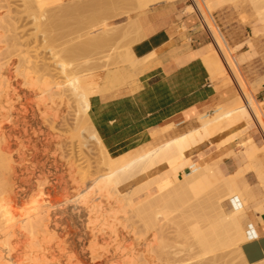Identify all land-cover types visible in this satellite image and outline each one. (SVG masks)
I'll use <instances>...</instances> for the list:
<instances>
[{
    "label": "bare ground",
    "instance_id": "bare-ground-1",
    "mask_svg": "<svg viewBox=\"0 0 264 264\" xmlns=\"http://www.w3.org/2000/svg\"><path fill=\"white\" fill-rule=\"evenodd\" d=\"M25 1H26L25 4L29 5V4H31V3H29V1H33V0H29V1L25 0ZM37 1H39V0H37ZM69 1H73V0H69ZM78 1L80 2V3L77 2L79 4H77L76 2H73L74 3L73 4L71 2L72 3L71 5L69 4L67 7H65L66 9L64 10V13L65 14H72V13H76L78 11L79 12L84 11V10L88 11L89 8H91V9L95 8V9L93 10V12H92V10H90V12L88 11V13H91L90 15L88 13L81 12V14L84 13V15H88V16H86V18L83 16L84 17L83 19L79 18L82 16L80 14H79L80 15L79 16L77 13L76 14L79 17H77V16L72 17L71 16V18L77 17L79 19H82V21L79 20L81 22L78 21L79 27L80 26L81 27L79 28L80 31H77L79 33L78 36L77 37L75 36L77 43L74 42L73 40L70 42H69V40H68V42L66 40L67 43L66 42L65 43H66L67 48L65 47L66 48L65 49L63 47L65 50H63V51L61 50V54H58V57H57L58 51L56 52V54H54V52L52 53V55L54 54V56H56V57H54V59L56 58L55 59L56 61H54V60L53 61L56 62L55 64H56V67L58 68V70L63 75H65L64 76L65 80H63L61 82H53V80H52L53 83L48 82L49 84L47 83V85L52 84L49 86V89H46V88H48L45 85L46 82L45 83L43 82L44 84L42 83L43 85H45L44 88H40L36 82L32 86H34L33 88H35V85H37V87H39V90L41 91L43 96H44V94L46 95V93H48V92H51V94H52L51 96H53V97L57 96L56 100H59L58 102L55 101V98H51V99H54L51 101L52 105H50V110H53V112L54 111L57 112L58 107H60L63 102L65 105H67V107L70 103H73V102L76 103V105L73 103L75 105V109H73L75 111V112L73 111L75 118L72 119V120H74V123L73 122L72 123L74 124L73 130L79 134V136L77 135L78 142L81 144V146L83 148L85 146H87L85 144V141L82 138L83 132L90 133V137L97 140V142L99 144V151L101 153L100 157L98 159H96L94 162H95V164H97V168L100 169V167H98V166H103V167H101V169L106 167L107 170H109V171H108V174L104 177L103 176L102 177H98V176L96 177L97 174L95 171V174H94L95 177H94V175L92 176L89 174L90 175V176H88L89 179H82V184H81L80 183L81 179L79 180L80 182L76 181L77 178L74 179L75 176L73 174L77 173L76 168L74 167L75 164H72V163L69 164L68 163L69 168H67V169L69 171V174L73 175L72 176L73 177L72 178L73 179L72 184H74V181H76L75 182L76 186H77V184L80 183L84 188H82L80 185V186L76 187L77 194H75L71 197H69V195H68V197H66V198L63 196L58 198V196H59V191H58L59 188L58 187H60V186L58 183V179L56 178V173H53V171L51 172V170H48L49 168L48 169L45 168L46 165H43L42 169L39 172L40 175H39V177H38L39 179H38V178H36L37 174L34 173V170H33L34 175L31 173L32 177L34 176L36 179L39 180V182H37V183H39L38 184L39 186L35 183L38 186V188H37L38 194L35 193L37 196L32 194V195L37 197L36 198L37 200L35 201V199H34V201H31V199H30V201L33 202V204H34V205H31L30 201L28 202L31 205L30 209L32 208V206H34V207L29 212L30 215H27L24 218L23 215H20V213H19L20 210H18V208H19V204L22 203V200H23L25 193H23V191H22L23 189L22 190L19 189V188H21V186L15 188L17 183L14 184V182L19 180V176L17 175V170L13 166V164L16 163L15 162L16 159H15V156L13 153L14 148L12 149L13 144L11 145L7 141V139L9 140L11 135L9 134V131L4 130V127L2 125L3 123L0 124V215H1L0 216V264H82L81 261L79 260L80 257H77V256L75 257V255H74V253H76V251L74 250V249H76V247L69 244V242L64 239V234L62 233L63 231H61L62 222H63L62 215L64 216V214H66V210L64 207L67 204H73V205L78 206L79 208H82L88 216V223L90 225V231H91L90 237L92 240L91 245H90V255H91V259H92L93 264H143L142 263L143 261L141 260V258H145V257H141V252L144 253V251H146L147 253H150L152 251L150 249V247L152 246V249H153L154 248L153 245L154 244L156 245V243L153 244V242H152L153 245L150 243L151 246L148 245L149 244L148 243L147 244L148 247L144 250L138 249V246H137V248L136 247L132 248V247H134V245L131 247L130 243H129L130 246H128L126 248L125 246L128 245L127 240L129 238L127 239L126 238L127 236L125 237L124 234L123 235L121 234L122 235L121 237L117 236V233H116L117 228L114 227L115 226L114 224H113L114 226L113 227L111 226V228L105 227L107 225L105 222H108L107 220L104 223H102V221L104 219V218L102 219V217H104L105 213L107 211H111V209L114 208V205L116 206L117 203L120 202L119 200H114L115 198L113 197V195H111L115 192L114 191L115 187H116V190L118 189L117 191H119L123 186H125L131 182H135L137 180H139L141 183L139 188L137 187L138 189L136 188L137 190L134 193H132L131 195H129V193L126 194V196H124L122 198V200L124 199L126 201L125 203H126V205H128L127 207L131 206V207H129V210H130V208H132V215L130 217L131 218H137L139 220L138 222H141L142 226L145 227L144 230H146L147 233L150 232L149 230H151V229L158 230L157 228L159 226H161V222L164 223L165 221H168L169 219H170L169 222H171V220L175 221L177 218V220H178L177 224H180V226H181L185 223V225L188 226V223H192V222H190L191 220L196 221V219H195L196 213L195 212L198 213L197 210H199V208H200V210L203 211V212H200V215H201V213L203 214L201 216L202 217L201 219L204 220L203 222L206 223L205 224L202 222V224L206 225V226H204L205 230L202 227H199V228H202V229H199L198 226H200L201 224L198 225L197 222L196 223L193 222V223H195L194 225L197 224L196 225L197 229L194 230V229L189 228L191 231H193L190 234V236H194V239H192V240H196L194 242V246L196 247L195 244L197 243L199 248H200L199 250H202L204 253V254L202 253L201 256H199V255H197V256L203 258L204 255H205L204 257H206V255H209V254L211 256V255L216 254V253L218 254V252L221 251L222 254L219 256L215 255V257L212 256V258H214L212 260H214V261L222 260L223 264H224L225 263V261H224L225 256L228 257L227 255L231 254V253L230 254H228V253L229 252L233 253V251H234V253H235L236 257L238 258V260L240 261V263L249 264L246 261L245 256L242 252V244L249 241L253 237L258 236L257 232H253L251 230V226L253 225L252 224V216L253 215H252L251 211L248 209V206H249L251 201H256V199H258V195H256V193L254 191V185L259 183V184H262L264 187V159L263 160L260 159V161H259L261 154L263 155V158H264V145H258L255 142L253 135L246 136L239 143V145L242 148L241 149L242 150L241 151V155H242L241 159H243V161H245V164L242 165V163H241L238 170L232 174H229V175H225L220 170V167H218V164H220V163H215V164L211 165L210 163H203V162L194 161L193 159H191V155L194 152L199 151L204 143L209 142V144H210L213 142V140H218V142L220 144L222 138L224 137V135L227 131L237 132V134H236V139H237L240 135H242L244 133H248V131L251 130L250 126L253 122L256 123L261 128V130L264 134V102H256L257 99H255L251 94V90L256 83L255 84L253 83L254 85L253 84L248 85L242 79V77L238 71V66L234 60L232 52L227 50L222 38L218 34V31H217L214 23L212 21H210V19L208 18V15L210 16L211 12L216 9V5L210 4V2H203L204 0H195V1L193 0L196 4H201L200 6H201V9H203V10H200L199 12L205 13L204 16L206 15L208 18V21H209V22H207V20H204L206 22V24H205L206 31L213 38V40L215 41L216 46H217V48L213 51V53L209 54V55L214 56V57L211 60L204 61V63H205V65L209 71L210 78H211L212 82L215 81V79H217V75L223 74V75L228 76V79H229L228 84H230V85L236 86V82L238 83L237 85H239V83L241 81V86H243L242 88H244L245 91L242 90L240 85H239V89L237 88L236 90L226 89L225 95L221 96L222 98H224V101H221L217 104V106L213 110V113L212 114L209 112L204 113L198 117L197 120L200 123V128L196 131L195 134H193V132L191 131V132L184 134L180 137H177L171 141H168L167 143H164V144H162V145H160L154 149L143 150L141 153H138L134 157L130 158V157L126 156L125 154H123V151L110 152L102 145L101 139H100L97 131L95 130V128H94L93 124L91 123L90 118L88 116L91 99H90L88 93L83 88L81 81H80V78L84 75L88 76V74L90 75L91 73H94L97 71L106 70V69H109L113 66L117 67V66L129 64V63L136 65L138 63V61L135 58L133 51H132L133 45L146 38V35H145L143 28H142V24L140 22V18H143L144 16H146L149 13V11H148L149 8L154 7V5L158 4L159 0H134V3L130 8H128V9H126V11H124V12L122 11L121 13L118 14L119 18H121V17H129L130 18L126 25L125 24L122 25V28H120L121 24L114 23L113 22L114 20L111 21L109 18H107L108 14L114 10L115 6L109 5L105 8H101V6H100L101 0H84L83 2H81L82 0L81 1L78 0ZM199 1H201V3ZM256 1L260 2V3L263 2V4H264V0H256ZM22 3H24V2H22ZM33 3H35V1ZM37 5L38 4H35V7ZM19 6H21V5H19ZM196 6H199V5H196ZM196 6H192V7L189 6V7H187L186 10L187 11L188 10L193 11L194 10L193 7H196ZM37 7H39V5ZM19 8H22V7H19ZM28 8H30V5L28 6ZM40 8L43 11V8L41 6L37 10L39 11ZM96 8H101L102 11H101V9H99V11H97ZM5 9H6V7H5ZM37 10H36V12H37ZM0 11H1V9H0ZM202 11H204V12H202ZM259 11H261V10H259ZM7 12H9V10ZM21 13H23V12H21ZM38 13L41 14V12H38ZM134 13L136 14L135 16H134ZM196 13H198V12L196 11ZM262 13H264V12H262ZM11 14H12V12H11ZM33 14H31L30 17ZM36 14L33 17L34 19L36 17ZM42 14H43V18H40V20L38 19L39 22L42 19H43V21L45 20L44 18L46 15L44 16L43 12H42ZM262 16H264V14L263 15L261 14L260 16L258 14L257 17H260V19L258 21V25L263 24L262 30L264 32V18H262ZM30 17H29V19H30ZM39 17L40 16H38V18ZM201 17H203V16H200L199 18H201ZM2 18H3V16H2ZM71 18H69V19H71ZM119 18H117V19H119ZM63 19L65 21L66 17ZM4 21H5V18H4ZM43 21H42V23H43ZM10 22H12V21H10ZM19 22H20V20H19ZM48 23L50 24V22H48ZM60 23H61V21H60ZM69 23L67 25L68 27H69ZM39 24H38V26H39ZM76 24L78 25V23H76ZM4 25H6V24H4ZM9 25H12V24H8L7 28L4 27L5 29H7L8 32L11 31L8 28ZM50 25H53V24H50ZM62 25H65L64 22L62 23ZM34 26H37V25H34ZM45 26H43V27H45ZM70 26H73V25H70ZM11 27H13L15 31L18 30V29H16V27L14 25H12ZM47 27H49V26H47ZM60 27L61 26H59V28ZM4 28H2V30L6 31V30H4ZM41 28H40L39 32L42 31ZM50 28H52V27H50ZM75 28H76V30L78 29L76 26H75ZM20 30H22V29H20ZM46 30H47V28H46ZM55 30H56V28H55ZM7 31L6 32L1 31V32L3 34L5 33V35H7L8 34ZM50 31H51V29H50ZM70 31H72V30H70ZM36 32H38V31H36ZM43 32L45 34L44 30H43ZM257 32H258V29H256V31L254 33H257ZM13 33L14 32L12 29V32L10 33V35H12ZM17 34H19V33L15 32L13 34L15 38L13 36L10 37L9 35H8V37L13 38V40H16V43H17L19 40L18 39L19 37H17L18 36ZM30 34H31V32H30ZM34 34H35V32H34ZM34 34L32 33L33 37H34ZM5 35L3 37H6ZM59 36H60V34H59ZM65 36H67V35H65ZM3 37L0 36V38H3ZM25 37H26V35H25ZM10 38H8V40ZM3 39H5V41H2V42L6 43V38H3ZM54 39H55V41H57L56 40L57 38H54ZM54 39H53V41H54ZM50 41H48V42L52 43V40H50ZM55 41L53 43L57 44L58 42H55ZM11 42H9L10 44H8V45H11L14 43V41L12 43ZM48 42H47V44H48ZM123 42L125 43V46H124L125 50L121 51L120 45ZM33 43L34 42H32L31 44H33ZM13 45L15 48L16 45L15 44H13ZM23 45H24V43H23ZM49 45H51V44H49ZM11 46H9V47L11 48ZM22 46H20V47H22ZM22 48H24V49L27 48L26 44ZM30 49L31 48H29L28 51H20V49H19L18 51H19V54L24 55L27 52L32 53L30 51ZM11 51H13V50H11ZM5 52L7 53V51H5ZM9 52H10V50H8V53H7L8 57L11 55V53H9ZM89 52L92 55L87 54ZM80 53H84L86 57L88 56L87 59H85V61H82V59L80 60V58H79V57H81V56H79V55H81ZM13 54H14V52H13ZM36 54L38 55V53H36ZM49 54H50V52H49ZM84 54H83L82 58H84ZM15 55H16V53H15ZM26 55L28 56V54H26ZM27 56H25V55L23 57L21 56L22 57L21 61L25 62L24 64H27L28 62L33 63L34 61H32V59L29 60V56L27 59ZM66 56L70 57V58H68L69 61L66 59ZM33 58H35V57H33ZM71 58H72V60H71ZM6 59H9V58H6ZM36 59H38V58L36 57ZM39 60H40V58H39ZM9 61L6 60L7 63ZM2 62H3V60H1L0 64L2 66H4V63H2ZM6 62H5L6 68L0 69V81H1L0 82V89H1L0 91H1V93L4 94V95L0 94V96L2 95L0 97V117L2 118V121L3 120H9V119L13 120V118H15L14 116H16V113L12 112L13 109L15 108L14 107L15 101L17 103H20V105H21L22 104V102L20 101L21 99L22 100L28 99V95H26L27 93L23 94V96L22 95L20 96V94H19L20 89H19V83H18L19 81L15 80V77L16 76L18 77V75H17L18 72H16V75L14 77V75H13L14 72H13V70H11L12 64L9 65V63L7 64ZM22 62H21V64H22ZM42 62H43V60H42ZM77 62H78V64H76ZM79 62H81V63H79ZM48 64H49V62L47 64L43 63L41 65H39V63H37V65H35L33 63L31 65H34L36 71L43 72L44 73L43 76L46 75V77H47V75L50 74V72H51V69H48L49 68ZM1 65H0V67H1ZM7 65H9L11 69L8 68ZM53 65L54 64H52L51 66H53ZM77 66L78 67L82 66L85 69L83 68L84 70L80 71L79 69H77ZM27 67H28V65H27ZM31 67H33V66H31ZM30 68H28V69H30ZM35 73H37V72H35ZM31 75H32V73H31ZM41 75H42V73H41ZM238 77H239L240 81H238V79H237ZM36 79L38 80V78H36ZM36 79H34V80H36ZM45 79L43 81H45ZM49 79H50V77H49ZM41 81H42V79H41ZM46 81H50V80H46ZM225 85H227V84H225ZM51 86H52V88H51ZM50 89H51V91H50ZM37 90L38 89H36V88H35V90L33 89L32 93H37L36 92ZM22 92L23 91H21V93ZM49 94H47V96ZM41 96H40V98L39 97L38 98L41 99ZM45 98H47V97H44V100H45ZM65 99H67V100H65ZM44 100L42 102H44ZM42 102H41V105H42ZM41 105H40V107H41ZM46 105L47 104H45V108H46L45 110L47 111L48 105H47V107H46ZM70 105H72V104H70ZM74 105H73V107H74ZM21 107H22L23 112L21 114L20 113L19 114H20V116L21 115L24 116L23 117L24 120L22 119V121H27L26 116H27L28 112L23 108V105H21ZM31 107H32V105H31ZM62 107H64V105H62ZM28 108H30V107H28ZM38 109H39V107H38ZM48 109H49V107H48ZM40 110H42V109L40 108ZM50 110H48V111H50ZM66 110H67V108H66ZM46 111L43 110V112H45V114L48 115L50 112H48V114H47ZM58 111H60V110H58ZM56 112H54V113H56ZM45 114L43 115V118L46 117ZM51 115H53V114H51ZM18 117L19 116L17 115V118ZM32 118H33V116H32ZM56 119H57V117H56ZM20 120L21 119H17L16 121L18 122ZM33 122H34V120H33ZM12 124L14 126H16L17 123L16 124L12 123ZM25 124H27V122H25L23 125H25ZM241 125H243V126L240 128ZM25 126L27 127V125H25ZM50 127L52 128L51 125H50ZM10 132H11V130H10ZM36 137H37V135H36ZM40 137H41V134H40ZM21 138H19V139H21ZM43 138H44V136H43ZM58 139H59V137L57 138V140ZM54 140H56V139H54ZM46 141H48L47 142L48 144L47 143L44 144V142H43L44 145L42 144V146H44V148L42 147L44 150H48L49 146L51 145V143L49 142V139ZM50 141H51V139H50ZM45 148H48V149H45ZM25 150H27V149H25ZM60 150H62V149H60ZM28 154H30V153H28ZM84 155L85 156L83 157V161L86 163L85 166L88 165V167L91 168L92 166H89V164L90 165L94 164V162H92V160H91L92 159L91 154L89 153V155H86L84 153ZM230 155H231L230 153L226 154V156H224V158L225 157L228 158ZM16 156H17V154H16ZM18 156H21V155H18ZM18 156L16 158H19ZM88 156H90L91 158H89ZM28 157H26V158H28ZM20 158H21V160H24V161L26 159V158L23 159V157H20ZM29 159H30V157H29ZM21 160H19V161H21ZM46 160H47V158H46ZM44 162H46V161H44ZM73 163H75V162H73ZM77 165H78V163H77ZM29 166H30V164H29ZM20 168H22V166ZM50 168H54V167H50ZM84 170H85V168H84ZM186 170H189V171L186 172ZM31 171H32V169H31ZM54 171H55V169H54ZM81 171H82V169H81ZM21 172H22V170H21ZM28 172L29 171H27V173ZM251 173L254 174V178H255L254 182H251L248 180V176ZM84 174H86V173H84ZM21 175H23V174H21ZM81 176H82V174H81ZM84 180L85 181L88 180V181L85 182ZM66 185L68 187V184H66ZM79 187H81L82 189H80ZM110 188L111 189L113 188L114 192ZM107 189L108 190L110 189L111 194L108 191L107 192L108 194L103 195V193H105V191ZM151 189H153V191H151ZM66 191H68V190H66ZM61 192H62V189H61ZM117 193H115L114 195L117 194V196H118L120 191ZM142 193H147L146 198L143 199L142 201L135 203L132 199V198H134L133 196H137V195L142 194ZM109 194H110V196H112L114 198L113 199L114 201H112V197H110ZM102 195H103V197L104 196L106 197L108 195L111 198V200L109 201L108 200L109 198L107 199L108 201H105L106 199L103 200ZM127 195H129V197H127ZM60 196H61V194H60ZM125 203H124V205H125ZM258 211H260L261 214H258V213H256V214H258L260 217L264 216V203H262L256 207L255 212H258ZM22 212H24V211H22ZM127 212H129V211H127ZM107 213L110 214V212H107ZM109 214L106 216L108 217ZM176 215H177V217H176ZM198 215H199V213H198ZM198 215H197V217H198ZM100 218H101V220H100L101 222L99 221ZM111 218H113V219L115 218L114 220L112 219L113 223L117 222L115 220L119 219L118 217L116 218L115 216L114 217L112 216ZM2 219H4V222H2L3 221ZM105 219H106V217H105ZM109 220H110V218H109ZM162 220H164V221H162ZM199 220H198V222H199ZM98 221H99V223H102L101 227L98 226V224H99ZM118 221L120 222V220H118ZM134 222L136 223V221H134ZM169 222H166V223L171 224L173 227L176 226V225H173L172 223H169ZM96 223H98V224H96ZM135 223H134V225H135ZM163 223H162V225H163ZM166 223H164V224L166 225ZM175 223H176V221H175ZM111 225H112V223H111ZM116 225H119V224H116ZM121 225H122V223H121ZM172 226H171V228H172ZM177 226H179V225H177ZM187 226L184 229L185 231L186 230L188 231ZM163 227H160L161 230H163ZM168 227H166L165 229L166 230L169 229ZM176 227H175V230H176ZM183 227H184V225H183ZM193 227H195V226H192V228ZM206 227H207V229H206ZM180 229L182 230L181 232H183V229L179 228V231H180ZM190 230L188 231V234H189ZM170 231L172 233V230H170ZM176 231H177L176 233L179 232L178 230H176ZM156 232L153 231L152 233L155 234ZM159 232L160 231L158 230V232H157L158 235L161 233V232L160 233ZM164 232H165V234L167 233L166 231H164ZM168 233H170V232H168ZM157 234H155V236L158 237ZM180 234H182V233H179V236H180ZM184 234H186V232ZM184 234H182V235H184ZM110 235H113V237H111ZM168 235L172 236L173 234H168ZM137 236H138V234H137ZM155 236H153V237L155 238ZM171 236H170V238H171ZM186 236L184 235V237H186ZM150 237H151V235H150ZM150 237L148 239H150ZM164 237H167V236H164ZM139 238H140V236H139ZM172 238H174V237L172 236ZM175 238L178 239L177 237H175ZM143 239H144V237H143ZM155 239H157V238H155ZM155 239H154V241H155ZM166 239L167 238H165V240ZM139 240L141 241V239H139ZM145 240H146V238H145ZM157 240H159V237ZM184 240H186V242H187L188 239L184 238ZM190 240H191V237H190ZM190 240H188L189 242H187V243L184 242L185 245L188 243L190 244V242H192ZM168 241H169V237H168ZM178 241H180V240H178ZM157 242H159V241H157ZM162 243H159V244H162ZM171 243H172V245H170V242L167 243V241H165V243L162 244V245L169 244L167 246H164L165 248H167L166 251L165 250L161 251L163 259L165 257V255H163V253L165 251L166 252L165 254L167 255L166 258L168 257V260L170 259L169 261H172L173 264L185 263L186 258L184 259L183 255H182V258H181V256H180V258L178 256L182 253L183 254L185 253L184 250H182V249H185L186 246L180 247L181 249H179V250H182L183 251L182 252V251L176 250V249H178L177 248L178 242L175 244L177 246H175L173 244V242H171ZM159 244H157V245L159 246ZM182 244H183V241H182ZM192 244H193V242H192ZM192 244L190 245L191 247H192ZM162 245H161V247H162ZM174 246H175V249H174ZM129 247H131V248L129 249ZM159 247H157V248H159ZM187 247L190 248L189 250H191V247H189L188 245H187ZM195 247H193V250ZM162 248L159 250H162ZM127 249H129V250L127 251ZM186 249H185V251H186ZM196 249L197 248H195V251H196ZM230 249H233V250L230 251ZM70 250L75 251L73 253L74 256L70 255V254H72L71 252H73ZM189 250H187L185 254L192 256L193 250L192 251H189ZM199 250H198V253L201 254V251L199 252ZM226 250L228 252L227 255H226ZM79 252H77V253H79ZM190 252H191V254H189ZM203 259H205V258H203ZM209 259H210V257H209ZM168 260H167V263L169 264ZM140 261H142V262L140 263ZM187 262L189 263L192 261H187ZM197 262H199V261H197ZM206 262H208V261H206ZM258 264H264V261L261 263H258Z\"/></svg>",
    "mask_w": 264,
    "mask_h": 264
},
{
    "label": "rangeland",
    "instance_id": "rangeland-1",
    "mask_svg": "<svg viewBox=\"0 0 264 264\" xmlns=\"http://www.w3.org/2000/svg\"><path fill=\"white\" fill-rule=\"evenodd\" d=\"M2 1V2H1ZM10 1V2H9ZM15 1V2H14ZM20 0H0V9H1V11H0V36H4L5 35V33L3 34L2 32H6L7 31V29H5V28H7V26H8V24H12V25H14L15 27H16V29H18V30H14V28L13 27H11L12 25H9V29L11 30L10 32H8V34L7 35H5L6 37H3V38H6V43L5 42H2V41H5V39H3V38H0V62H1V60H3V62L2 63H4V66H2L1 64V67H0V69L2 68V69H4V68H6V65H5V62H6V60H10L8 63H9V65L10 64H12V66H11V68H10V66L9 65H7V67L8 68H10L11 70H13V75H14V77H15V75H16V72H18V77L16 76L15 77V80L16 81H19L18 83H19V89H20V96L22 95L23 96V94H26V95H28V99H21L20 101L22 102V104L21 105H23V108L28 112V114H27V116H26V120L27 121H22V119L24 120V116L23 115H21L20 116V114L23 112V110H22V107H21V105H20V103H17L16 101H15V108L13 109V111L12 112H14V113H16V116H14L15 118H13V120L11 119H9V120H3L2 121V118L0 117V124H2L3 125V127H4V130L5 131H9V134L11 135L10 136V138H9V140L7 139V141L12 145V149H13V153H14V156H15V159L17 160H15V162L16 163H14L13 164V166L15 167V169L17 170V175L19 176V182L18 181H15L14 182V184L15 183H17L16 184V186H15V188L16 187H20L21 186V188H19L20 190H22L23 191V193H25V195H24V197H23V200H22V203H20L19 204V208H18V210H20L19 211V213H20V215H23V217L25 218L27 215H30V211L32 210V208L34 207V206H32V208L30 209V206L31 205H34L33 204V202H31V201H34V199H35V201L37 200L36 198V194L35 193H37L38 194V184L39 183H37V182H39V172H40V170L42 169V167H43V165H46L45 166V168H49L48 170H51V172L53 171V173H56V178L58 179V183H59V186L60 187H58L59 189H58V191H59V196H58V198L59 197H68V195H69V197H71V196H73V195H75V194H77V191H76V187H78V186H80L81 184H82V179H89V177L88 176H90V175H94L95 174V171H96V177L98 176V177H104V176H106L107 174H108V171L109 170H107V168L106 167H104V168H102L101 169V167H103V166H98V167H100V169L99 168H97V164H95V160L96 159H98L99 157H100V155H101V153H100V151H99V144H98V142H97V140H95V139H93V138H91L90 137V133H86V132H83V140L85 141V144L87 145V146H85L84 148L81 146V144L78 142V139H77V135L79 136V134L77 133V132H75L74 130H73V128H74V120H72V119H74L75 117H74V110L73 109H75V105H76V103H74L73 101V103L75 104H73V103H70V104H72V105H68V107H67V105H65L64 104V102L61 104V108L60 107H58V110H60V111H58L57 110V112L56 111H54V112H56V113H54L53 112V110H50V105H52L51 103V101L52 100H54V99H51V98H55V101H59V100H56V98H57V96H51L52 94H51V92H48V93H46V95L44 94V96H43V94L41 93V91L39 90V87L40 88H44V86L46 85V87H48V88H46V89H49V86L50 85H52V84H50V85H47V83L48 82H50V83H53V82H61V81H63V80H65V78H64V76L65 75H63L59 70H58V68L56 67V62H54V61H56L55 59H54V57H56V56H54V54H56V52H57V57H58V54H61V50L63 51V50H65L67 47H66V43L68 42V40H69V42L70 41H74V42H76L77 43V40H76V37L78 36V32L77 31H80V27H79V22H81L82 21V19L85 17L86 18V16H88V15H84V13H88V11L90 12V10H92V12H93V10L95 9H91V8H89V10L87 11H78V12H76L78 15L80 14L82 17H79V16H77V14L76 13H72V14H65L64 13V10L66 9L65 7H67L69 4L71 5L73 2H79L78 0H73V1H69V0H39V1H37V0H33V1H29V3H31V4H29L30 5V8H28V4H25L26 3V1L25 0H21L20 2H19ZM35 1V3H33ZM37 1V2H36ZM81 1V0H80ZM84 0H82L81 2H83ZM195 1V0H194ZM193 0H159V3H162V2H165V3H168V4H172V3H178V2H180V3H183V4H185L187 7H192V6H196V5H201V4H196L195 2H194ZM256 0H204L203 2H210V4H214V5H216V9L215 10H213L212 12H211V17L208 15V18L210 19V21H212L213 23H214V25H215V27H216V29H217V31H218V34L220 35V37L222 38V40H223V42H224V44H225V46H226V48H227V50H229L230 52H232V54H233V57H234V60H235V62H236V64H237V66H238V71H239V73H240V75H241V77H242V79L244 80V78H245V82H246V84H248V85H250V84H253L254 86H256L257 84H259V83H262V82H264V32H262V31H259L258 33H254L255 31H256V29H257V24H258V21H259V19H260V17H257L258 16V14H259V16L262 14H264V13H262V12H264V4H263V2L262 3H260V2H255ZM22 2H24V3H22ZM72 2V3H71ZM196 4H194V3ZM197 2V1H196ZM200 3H201V1H199ZM198 2V3H199ZM18 3V4H17ZM33 3V4H32ZM80 3V2H79ZM79 3H77V4H79ZM133 3H134V0H101V8H105V7H107V6H109V5H112V6H115V8H114V10L111 12V13H109L108 14V16H107V18H109L111 21L112 20H114L113 22L114 23H117V24H121V27L120 28H122V25L123 24H127V22L129 21V17H121V18H119V16H118V14L119 13H121L122 11L124 12V11H126V9H128V8H130L132 5H133ZM158 3V4H159ZM193 5H192V4ZM35 4H38L39 5V7L41 6L42 8H43V11L41 10V8H40V10L38 11L37 9L39 8V7H35ZM74 4V3H73ZM259 4V5H258ZM263 4V5H262ZM19 5H21V6H19ZM28 5V6H27ZM192 5V6H191ZM256 5V6H255ZM4 6V7H3ZM12 6V7H11ZM199 6H196V7H193V11L191 10H186L187 11V13H190V14H193L194 16H196L198 19H199V17L200 16H203V23L205 22L204 20H207V22H209L208 21V18H207V16L205 15L204 16V14L205 13H201V12H199L200 10H203V9H201V6L199 7ZM5 7H6V9H5ZM19 7H22V8H19ZM14 8V9H13ZM24 8V9H23ZM36 8V9H35ZM101 8H96L97 9V11H99V9H101ZM200 8V9H199ZM150 9L151 8H149V10L148 11H150ZM192 9V8H191ZM196 9V10H195ZM9 10V12H7ZM33 10V11H32ZM36 10H37V12H36ZM259 10H261V11H259ZM31 11V12H30ZM46 11V12H45ZM101 11H102V9H101ZM196 11L198 12V13H196ZM11 12H12V14H11ZM21 12H23V13H21ZM28 12V13H27ZM37 14H36V13ZM38 12H41V14H39ZM42 12L44 13V16H45V20L43 21V19L39 22V20H40V18H43V14H42ZM81 12H84V13H82L81 14ZM202 12H204V11H202ZM17 13V14H16ZM30 13V14H29ZM34 13V14H33ZM23 14V15H22ZM27 14V15H26ZM31 14H33L31 17H30V15ZM35 14H36V17H35V19L33 18L34 16H35ZM89 15L91 14V13H88ZM198 14V15H197ZM29 15V16H28ZM42 15V16H41ZM65 15V16H64ZM117 15V16H116ZM136 14L134 13V16H135ZM2 16H3V18H2ZM20 16V17H19ZM38 16H40L39 18H38ZM71 16L73 17H75V16H77V17H79V18H82V19H79V18H71ZM84 16V17H83ZM29 17H30V19H29ZM65 18L66 17V19L70 22H68L66 19H65V21H64V19L63 18ZM4 18H5V21H4ZM20 18V19H19ZM61 18V19H60ZM69 18H71V19H69ZM117 18H119V19H117ZM262 18H264V16H262ZM3 19V20H2ZM11 19V20H10ZM33 19V20H32ZM39 19V20H38ZM63 19V20H62ZM75 19V20H74ZM19 20H20V22H19ZM61 21V23H60V21ZM77 20V21H76ZM79 20H81V21H79ZM200 20V19H199ZM3 21V22H2ZM10 21H12V22H10ZM26 21V22H25ZM42 21H43V23H42ZM75 21V22H74ZM79 21V22H78ZM8 22V23H7ZM45 22V23H44ZM48 22H50V24H53V25H50ZM64 22V24L65 25H62V23ZM69 23V27L67 26L68 25V23ZM40 23V24H39ZM49 25H48V24ZM67 23V24H66ZM76 23H78V25L76 24ZM211 23V22H210ZM4 24H6V25H4ZM17 24V25H16ZM20 24V25H19ZM24 24V25H23ZM38 24H39V26H38ZM47 24V25H46ZM205 24H206V22H205ZM204 24V25H205ZM19 25V26H18ZM34 25H37V26H34ZM46 25V26H45ZM70 25H73V26H70ZM25 26V27H24ZM30 26V27H29ZM43 26H45V27H43ZM47 26H49V27H47ZM59 26H61L60 28H59ZM75 26L78 28L77 30H76V28H75ZM203 26V25H202ZM5 27V28H4ZM19 27V28H18ZM35 27V28H34ZM38 27V28H37ZM42 27V28H41ZM50 27H52V28H50ZM64 27V28H63ZM124 27V26H123ZM2 28H4V30H6V31H3L2 30ZM27 28V29H26ZM40 28L42 29V31H40L39 32V30H40ZM46 28H47V30H46ZM55 28H56V30H55ZM67 28V29H66ZM69 28V29H68ZM203 28H205L204 26H203ZM8 29V30H9ZM12 29H13V32L15 33H19V34H17L18 36L17 37H19L18 39V42L16 43V40H13V38H10V37H14V33L12 34V35H10V33L12 32ZM20 29H22V30H20ZM34 29V30H33ZM50 29H51V31H50ZM28 30V31H27ZM33 32H32V31ZM43 30L45 31V34H44V32H43ZM63 32H62V31ZM70 30H72V31H70ZM2 31V32H1ZM36 31H38V32H36ZM23 32V33H22ZM30 32H31V34H30ZM34 32H35V34H34ZM204 32L207 34V36H208V44H213V38L210 36V34L204 29ZM32 33L34 34V37H33V35H32ZM65 33V34H64ZM75 33V34H74ZM77 33V34H76ZM3 34V35H2ZM30 34V35H29ZM59 34H60V36H59ZM64 34V35H63ZM8 35L10 36V37H8ZM23 35V36H22ZM25 35H26V37H25ZM36 35V36H35ZM65 35H67V36H65ZM22 36V37H21ZM40 36V37H39ZM45 36V37H44ZM74 36V37H73ZM76 36V37H75ZM10 38L9 40H8V38ZM15 38V37H14ZM28 40H27V39ZM47 38V39H46ZM50 38V39H49ZM54 38H57L56 40L57 41H55V39H54V41L55 42H58L57 44L55 43H53L54 41H53V39ZM66 38V39H65ZM3 39V40H2ZM33 41H32V40ZM39 39V40H38ZM65 39V40H64ZM71 39V40H70ZM75 39V40H74ZM8 40V41H7ZM42 40V41H41ZM50 40H52V43H49L48 41H50ZM66 40H67V42H66ZM13 42L14 41V43L13 44H15L16 45V47L14 48V45L13 44H11V45H8V44H10L9 42ZM26 41V42H25ZM62 41V42H61ZM11 42V43H12ZM22 42V43H21ZM28 42V43H27ZM32 42H34L33 44H31ZM43 42V43H42ZM47 42H48V44H47ZM51 42V41H50ZM66 42V43H65ZM73 42V43H74ZM23 43H24V45H23ZM38 43V44H37ZM45 43V44H44ZM65 43V44H64ZM75 43V44H76ZM25 44H26V47L27 48H22V47H24L25 46ZM49 44H51V45H49ZM59 44V45H58ZM23 45V46H22ZM32 45V46H31ZM36 45V46H35ZM47 45V46H46ZM55 45V46H54ZM65 45V46H64ZM9 46H11V48L9 47ZM20 46H22V47H20ZM29 46V47H28ZM35 48H34V47ZM45 46V47H44ZM68 46V45H67ZM72 46V45H71ZM70 46V47H71ZM121 51H123V50H125V43L123 42V43H121ZM19 47V48H18ZM58 47V48H57ZM65 49H64V48ZM3 48V49H2ZM22 48V49H21ZM29 48H33L32 50L30 49V51L32 52V53H30V52H27L26 54H28V56H29V60H31L32 59V61H34L33 63L35 64V65H37V63H39V65H41V64H47L48 62H49V64H48V66H49V68L48 69H51V72H50V74H48L47 75V77H46V75H44L43 76V72H39V71H36V69H35V66L34 65H31V64H33L32 62L31 63H27V64H24L25 62H22L21 61V59H22V57L25 55V56H27L26 54H19V49H20V51H28L29 50ZM56 48V49H55ZM27 49V50H26ZM60 49V50H59ZM8 50H10V52L9 53H11V55L8 57ZM11 50H13V51H11ZM17 50V51H16ZM54 50V51H53ZM3 51V52H2ZM5 51H7V53L5 52ZM50 52V54H49V52ZM52 51V52H51ZM13 52H14V54H13ZM54 52V54L52 55V53ZM15 53H16V55H15ZM18 53V54H17ZM35 53V54H34ZM36 53H38V55L36 54ZM31 54V55H30ZM34 56H33V55ZM81 55H79V56H81V57H79L80 58V60L82 59V61H85V59H87V57L85 56V54L84 53H80ZM83 54H84V58H82L83 57ZM87 54H91L90 52L89 53H87ZM86 54V55H87ZM36 55V56H35ZM92 55V54H91ZM22 56V57H21ZM28 56H27V59H28ZM32 56V57H31ZM46 56V57H45ZM49 56V57H48ZM51 56V57H50ZM5 57V58H4ZM11 57V58H10ZM33 57H35V58H33ZM36 57L38 58V59H36ZM45 57V58H44ZM214 56H211V55H209V56H206V57H203V59H204V61H207V60H211L212 58H213ZM6 58H9V59H6ZM18 58V59H17ZM39 58H40V60H39ZM50 58V59H49ZM68 58H70V57H68V56H66V59L68 60ZM5 59V60H4ZM15 60V61H14ZM42 60H43V62H42ZM45 60V61H44ZM54 60V61H53ZM71 60H72V58H71ZM69 61V60H68ZM81 61V62H82ZM21 62H22V64H21ZM41 62V63H40ZM54 62V63H53ZM81 62H79V63H81ZM7 63V62H6ZM7 63V64H8ZM30 64V65H29ZM52 64H54L53 66H51ZM76 64H78V62L76 63ZM20 65V66H19ZM27 65H28V67H27ZM25 66V67H24ZM31 66H33V67H31ZM51 66V67H50ZM20 69H19V68ZM31 67V68H30ZM17 68V69H16ZM28 68H30V69H28ZM84 67H82V66H80V67H78L77 66V69H79L80 71L82 70H84L83 69ZM28 69V70H27ZM111 70H115V69H117V67L116 66H113V67H111L110 68ZM15 70V71H14ZM19 70V71H18ZM21 70V71H20ZM31 72H30V71ZM53 71V72H52ZM55 71V72H54ZM20 72V73H19ZM35 72H37V73H35ZM57 72V73H56ZM30 73V74H29ZM31 73H32V75H31ZM41 73H42V75H41ZM53 73V74H52ZM57 76H56V75ZM37 75V76H36ZM39 75V76H38ZM62 75V76H61ZM20 76V77H19ZM237 76V75H236ZM49 77H50V79H49ZM244 77V78H243ZM31 78V79H30ZM36 78H38V80L36 79ZM46 78V79H45ZM52 78V79H51ZM64 78V79H63ZM34 79H36V80H34ZM41 79H42V81H41ZM45 79V81H43ZM238 79V81H240V79H239V77L237 78ZM32 80V81H31ZM34 80V81H33ZM46 80H50V81H46ZM52 80H53V82H52ZM228 76H226V75H223V74H221V75H217V79H215V81H213V83L215 82V84L217 85V84H219V85H217V88L218 89H220V88H222V89H224V88H226V89H234V90H236L237 88L239 89V85H240V87L242 88L243 86H241V81H240V83H239V85H237L238 83L236 82V86L235 85H230V84H228ZM1 82V81H0ZM30 82V83H29ZM32 82V83H31ZM35 82L37 83V85L39 86V87H37V85H35V88L36 89H38L36 92L37 93H32V90L34 89L35 90V88H33L34 86H32V85H34L35 84ZM46 82V84L45 85H43L44 83ZM41 83V84H40ZM43 83V84H42ZM49 84V83H48ZM225 84H227V85H225ZM51 88H52V86H51ZM1 90V89H0ZM242 90H244L245 91V89L244 88H242ZM21 91H23L22 93H21ZM50 91H51V89H50ZM25 92V93H24ZM50 93V94H49ZM0 94H2V95H4L3 93H1V91H0ZM38 94V95H37ZM47 94H49L48 96H47ZM1 95V96H2ZM43 97H42V96ZM225 95V92L223 93V96ZM0 96V97H1ZM25 96V95H24ZM40 96H41V99H39L40 98ZM50 96V97H49ZM30 97V98H29ZM32 97V98H31ZM39 97V98H38ZM44 97H47V98H45V100H44ZM37 98V99H36ZM49 98V99H48ZM31 99V100H30ZM36 99V100H35ZM44 100V102H42L43 100ZM51 99V100H50ZM256 99H257V101H259V102H264V99H260L258 96H257V94H256ZM65 100H67V99H65ZM31 101V102H30ZM47 101V102H46ZM41 102H42V105H41ZM46 102V103H45ZM71 102V101H70ZM35 103V104H34ZM47 104L48 105V107H49V109H48V107H47V105H46V107H47V111L45 110L46 108H45V104ZM29 104V105H28ZM41 105V107H40V105ZM31 105H32V107H31ZM62 105H64V107H62ZM73 105H74V107H73ZM18 107V108H17ZM26 107V108H25ZM28 107H30V108H28ZM38 107H39V109H38ZM67 108V110H66V108ZM73 107V108H72ZM40 108L42 109V110H40ZM71 108V109H70ZM62 109V110H61ZM18 110V111H17ZM22 110V111H21ZM40 110V111H39ZM43 110L44 111H46V113L48 114V112H50L48 115H46L45 114V112H43ZM48 110H50V111H48ZM64 110V111H63ZM40 113H39V112ZM74 111V112H73ZM59 112V113H58ZM63 112V113H62ZM18 113V114H17ZM20 113V114H19ZM42 113V114H41ZM66 113V114H65ZM211 114L213 113V111L212 112H210ZM45 114V118H43V115ZM51 114H53V115H51ZM17 115L19 116L18 118H17ZM31 115V116H30ZM36 115V116H35ZM39 115V116H38ZM32 116H33V118H32ZM62 116V117H61ZM28 117V118H27ZM41 117V118H40ZM49 119H48V118ZM56 117H57V119H56ZM66 119H65V118ZM62 118V119H61ZM15 119V120H14ZM17 119H21L20 121H16ZM54 119V120H53ZM33 120H34V122H33ZM65 122H64V121ZM5 121V122H4ZM13 121V122H12ZM22 121V122H21ZM33 123H32V122ZM56 121V122H55ZM25 122H27V124H25V125H27V127L25 126V125H23ZM73 122V123H72ZM12 123H14V124H16V126H14ZM19 123V124H18ZM22 123V124H21ZM54 123V124H53ZM56 123V124H55ZM21 124V125H20ZM34 125V126H33ZM50 125L52 126V128L50 127ZM72 125V126H71ZM243 125H241L240 126V128L242 127ZM26 127V128H25ZM30 127V128H29ZM34 127V128H33ZM36 128V129H35ZM200 128V123L198 122V120H197V127H195V128H193V129H190V130H188V131H186V132H177L175 135H173L171 138H169V139H167L166 141H162V142H159V143H157V144H154V143H149V144H147V145H144V146H142V147H140V148H138V149H135L134 151H123V154H125L126 156H128V157H130V158H132V157H134L136 154H138V153H141L143 150H151V149H154V148H156V147H158V146H160V145H162V144H164V143H167L168 141H171V140H173V139H175V138H177V137H180V136H182V135H184V134H187V133H189V132H193V134H195L196 133V131L198 130ZM250 128H251V130H249L248 131V133H255L256 135H257V140H256V142L259 144V145H264V134H263V132H262V130H261V128L256 124V123H252L251 124V126H250ZM25 129V130H24ZM10 130H11V132H10ZM38 130V131H37ZM60 130V131H59ZM20 133H19V132ZM23 134V135H22ZM25 134V135H24ZM34 134V135H33ZM40 134H41V137H40ZM236 134H237V132H232V131H227L226 133H225V135H224V137L222 138V140H221V143L218 145L219 147L220 146H224V145H226V144H229V143H234L235 141H236V146L238 147V149H239V151H240V153L238 154L240 157L242 156L241 155V146L239 145V143L244 139V135L245 134H247V133H244V134H242V135H240L237 139H236ZM29 135V136H28ZM36 135H37V137H36ZM43 136H44V138H43ZM59 137V139L57 140V138ZM82 136V135H81ZM22 137V138H21ZM25 137V138H24ZM188 137V136H187ZM14 138V139H13ZM19 138H21V139H19ZM49 139V142L51 143V147L49 146V149L48 148H45V149H48V150H44L43 148H44V146H42V144H43V142H44V144H46L48 141H46V140H48ZM19 139V140H18ZM38 139V140H37ZM40 139V140H39ZM46 139V140H45ZM50 139H51V141H50ZM54 139H56V140H54ZM64 139V140H63ZM77 140V141H76ZM22 143H20V142ZM36 141V142H35ZM238 141V142H237ZM30 142V143H29ZM33 142V143H32ZM29 144V145H28ZM43 144V145H44ZM48 144V143H47ZM78 144V145H77ZM32 145V146H31ZM23 146V147H22ZM57 146V147H56ZM43 147V148H42ZM37 148V149H36ZM59 148V149H58ZM82 148V149H81ZM25 149H27V150H25ZM29 149V150H28ZM60 149H62V150H60ZM21 150V151H20ZM79 150V151H78ZM87 150V151H86ZM16 153H15V152ZM19 151V152H18ZM33 151V152H32ZM35 151V152H34ZM47 151V152H46ZM61 151V152H60ZM82 151V152H81ZM84 151V152H83ZM89 152L90 154H91V157H92V162H94V164H92V165H90L89 164V166H92L91 168L90 167H88V165L87 166H85L86 165V163L83 161V157L85 156L84 155V153L86 154V155H89V153L87 154V153ZM19 153V154H18ZM28 153H30V154H28ZM51 153V154H50ZM75 153V154H74ZM230 154H231V157H235L236 158V156L237 155H235V153L233 152V151H231V152H229ZM228 153V154H229ZM233 153V154H232ZM16 154H17V156L18 155H21V156H18L19 158H16L17 156H16ZM25 154V155H24ZM82 154V155H81ZM32 155V156H31ZM78 155V156H77ZM25 156V157H24ZM30 157V159H29V157ZM36 156V157H35ZM226 156V155H225ZM20 157H23V159H25L26 157H28V158H26L25 159V161L24 160H21V158ZM79 157V158H78ZM89 158H91L90 156H88ZM46 158H47V160H46ZM69 158V159H68ZM225 158H227V157H225ZM29 159V160H28ZM223 159H224V157H221L220 159H218V160H216L214 163L213 162H211L210 164L212 165V164H215V163H222L223 162ZM260 159L261 160H263L264 158H263V155L261 154V156H260V158H259V161H260ZM19 160H21V161H19ZM34 160V161H33ZM37 160V161H36ZM75 160V161H74ZM19 161V162H18ZM44 161H46V162H44ZM49 161V162H48ZM59 161V162H58ZM221 161V162H220ZM241 163H242V165L243 164H245V161H243V159H241ZM18 162V163H17ZM48 162V163H47ZM51 162V163H50ZM73 162H75V163H73ZM82 164H81V163ZM201 162H203L204 163V161H201ZM262 162V161H261ZM26 163V164H25ZM34 163V164H33ZM37 163V164H36ZM46 163V164H45ZM50 163V164H49ZM67 163V164H66ZM68 163L69 164H75V168H76V172L77 173H75V174H73L75 177H74V179H76V181H79L80 179H81V184L79 183V184H77V186L75 185L76 183V181H74V184H72L73 183V175L72 174H69V171H68V169L67 168H69L68 167ZM77 163H78V165H77ZM85 163V164H84ZM263 163V162H262ZM17 164V165H16ZM28 164V165H27ZM29 164H30V166H29ZM48 164V165H47ZM52 164V165H51ZM220 164H218V167H220ZM16 165V166H15ZM22 166V168H20L21 166ZM24 165V166H23ZM40 165V166H39ZM77 165V166H76ZM19 166V167H18ZM54 167V168H50V167ZM82 168H81V167ZM24 167V168H23ZM29 169H28V168ZM79 168V169H78ZM84 168H85V170H84ZM90 168V169H89ZM171 168V167H170ZM169 168V169H170ZM27 169V170H26ZM31 169H32V171H31ZM54 169H55V171H54ZM78 169V170H77ZM81 169H82V171H81ZM87 169V170H86ZM94 169V170H93ZM20 170V171H19ZM21 170H22V172H21ZM33 170H34V173H36L37 175H36V178H38V179H36L34 176L32 177V174H33ZM37 170V171H36ZM89 170V171H88ZM19 171V172H18ZM27 171H29L28 173H27ZM80 171V172H79ZM88 171V172H87ZM93 173H92V172ZM101 173H100V172ZM189 170H186V172H188ZM21 172V173H20ZM79 172V173H78ZM90 172V173H89ZM32 173V174H31ZM68 173V174H67ZM84 173H86V174H84ZM88 173V174H87ZM21 174H23V175H21ZM77 174V175H76ZM81 174H82V176H81ZM90 174V175H89ZM100 174V175H99ZM34 175V174H33ZM71 175V176H70ZM86 175V176H85ZM31 176V177H30ZM21 177V178H20ZM79 177V178H78ZM94 177H95V175H94ZM32 178V179H31ZM3 179V178H2ZM32 180V181H31ZM38 180V181H37ZM248 180L249 181H251V182H254L255 181V178H254V174L253 173H251L249 176H248ZM85 181V180H84ZM86 181H88V180H86ZM85 181V182H86ZM29 182V183H28ZM38 185H36V184ZM34 184V185H33ZM66 184H68V187H67V185ZM26 185V186H25ZM73 187H72V186ZM75 185V186H74ZM85 185V184H84ZM105 185V184H104ZM141 185V183H140V181L139 180H137V181H135V182H131V183H129V184H127V185H125V186H123L119 191H120V193H119V195L117 196V192H119V191H117L116 190V187H115V189H114V191H113V188L111 189L113 192V194H111L110 193V189L108 190H106L105 191V193H103V195L105 194H108L107 192L109 191V193L111 194V195H113V197L115 198H113L112 196H110V194H109V196L110 197H112V201H114V200H119L120 202H118L117 203V205L115 206L114 205V208H112L111 209V211H107V212H110V214L109 213H105V215H104V217H102V219L104 218L105 219V217H106V219L104 220L103 219V221H102V223H104L106 220L108 221V222H105L107 225L105 226V227H110L111 228V226L113 227L114 225V227L115 228H117L116 230L118 231H116V233H117V236H122L123 234H124V236L128 239L127 241V246H125L126 248L128 247V246H130L129 245V243L131 244V247L134 245V247H132V248H137V246H138V249H146L147 247H148V245H150L151 246V244H152V242H153V244L154 243H156V245L154 244H152L153 245V249H152V246L150 247V249L153 251H151L150 253H147L146 251H144V253H142L141 252V257H145V258H141V260L143 261H140V263L142 262L143 264H166L167 263V260H168V257L166 258V250H167V248H165L164 246H167V245H169V244H166V245H162V244H164L165 243V241H167V243L168 242H170V245H172V243L171 242H173V244L175 245L177 242H178V249H176L177 251H182V250H184V252L186 253V251L187 250H189L190 248H188L187 247V245L189 246V247H191L190 245L192 244V242H193V244H192V247H191V250H189V251H192L193 250V247H195L194 246V242L196 241V240H192V239H194V236H190V234H191V232H193V231H191L189 228H191V229H197V227H196V225L198 224V225H200V226H198V228L199 227H202L203 229L205 228L204 226H206L205 224V222H203L204 220H202L201 218V216L203 215L202 213H201V215H200V212H203V211H201L200 210V208H199V210H197L198 211V213H199V215H198V213L197 212H195L196 213V221H190V222H192V223H188V226L187 225H185V223L183 224L184 225V227H183V225H181L180 226V224H177L178 223V220H177V218H176V223H175V221H173V220H171V222H169L170 221V219L168 220V221H165L164 223H166V222H169V223H172L173 225H179V226H172L171 224H168V223H166V225L163 223V222H161V226H159L157 229L161 232H159L160 234L158 235L157 234V232H158V230H156V229H151V230H149L150 232H148L147 233V231L146 230H144L145 229V227H143L142 226V223L141 222H138L139 220L137 219V218H131L130 216L132 215V208H130V210H129V207H131V206H129V207H127L128 205H126V201L124 200H122V198L124 197V196H126V194H128L129 193V195H131L132 193H134L138 188H139V186ZM261 185V186H260ZM66 188H65V187ZM107 186V185H106ZM255 187H257V188H259L258 190H259V193H260V195H261V198L262 199H264V187H263V185L262 184H255L254 185ZM81 187L82 188H84L82 185H81ZM81 187H79L80 189H82ZM138 187V188H137ZM106 188V187H105ZM137 188V189H136ZM26 191H25V190ZM61 189H62V192H61ZM68 190V191H66V190ZM135 189V190H134ZM134 190V191H133ZM25 191V192H24ZM32 191V192H31ZM117 191V192H116ZM131 191V192H130ZM151 191H153V189H151ZM34 192V193H33ZM115 193H117L116 195H114ZM32 194H34V195H36V196H34V195H32ZM60 194H61V196H60ZM146 194L147 193H142V194H139V195H137V196H133L134 198H132L133 199V201L135 202V203H137V202H139V201H142L143 199H145L146 198ZM103 195H102V198H103V200L104 199H106L105 201H110L111 200V198L107 195L106 197L104 196L103 197ZM129 195H127V197H129ZM121 196V197H120ZM34 197V198H33ZM119 197V198H118ZM26 200H25V199ZM109 198V199H108ZM30 199H31V201H30ZM108 199V200H107ZM114 199V200H113ZM30 201V203H31V205H30V203H28ZM104 201V202H105ZM111 201V202H112ZM123 202V203H122ZM124 203H125V205H124ZM23 204V205H22ZM124 205V206H123ZM251 206V205H250ZM26 208V209H25ZM65 210H66V214H64V216L62 215V218H63V222H62V227H61V231H63L62 233L64 234V239L65 240H67L68 242H69V244H71V245H73L74 247H76V249H74L75 251H76V253H74L75 251H73V250H70V251H73V252H71L72 254H70L71 256H74L75 255V257L77 256V257H80V261H81V263L82 264H93L92 263V259H91V255H90V245H91V242H92V240H91V231H90V225H89V223H88V216H87V214H86V212L82 209V208H79L78 206H76V205H73V204H67L65 207ZM29 210V211H28ZM126 210V211H125ZM22 211H24V212H22ZM125 211V212H124ZM127 211H129V212H127ZM250 211H251V213H252V215H254V214H256V213H258V214H261V212L260 211H258V212H255V213H253L254 211H256V208L255 207H253V209L250 207ZM28 212V213H27ZM127 212V213H126ZM27 213V214H26ZM109 214V218H110V220H109V218L106 216V215H108ZM125 214V215H124ZM114 217H118L119 219H117V220H115V221H117V222H115V223H113L112 221L115 219H113V218H111L112 216ZM197 215H198V217H197ZM1 216V215H0ZM176 217H177V215H176ZM2 218V217H1ZM108 218V219H107ZM201 220H199V219ZM113 219V220H112ZM136 219V220H135ZM193 219V218H192ZM3 220V221H2ZM1 221L2 222H4V219H2ZM101 220V218L99 219V221ZM118 220H120V222L122 223V225H121V223L118 221ZM132 220V221H131ZM198 220H199V222H198ZM99 221H98V223H99ZM111 221V222H110ZM134 221H136V223L134 222ZM162 221H164V220H162ZM173 221V222H172ZM101 222V221H100ZM129 222V223H128ZM193 222H197V224L196 225H194L195 223H193ZM201 222V223H200ZM202 222L203 223H205V224H202ZM98 223H96V224H98ZM102 223H99L98 224V226L99 227H101V224ZM109 223V224H108ZM111 223H112V225H111ZM132 223V224H131ZM134 223H135V225H134ZM162 223H163V225H162ZM175 223V224H174ZM114 224V225H113ZM116 224H119V225H116ZM193 224V225H192ZM110 225V226H109ZM134 225V226H133ZM169 227H168V226ZM131 226V227H130ZM136 226V227H135ZM164 226V227H163ZM171 226H172V228H171ZM187 226V229H188V231L190 230V232H189V234H188V231L186 230H184L185 229V227ZM191 226V227H190ZM192 226H195V227H193L192 228ZM130 227V228H129ZM143 227V228H142ZM160 227H163V230L166 228V227H168L169 229H165L164 231H166L167 233L168 232H170V233H168V234H173L172 236L174 237V238H172V236L171 235H168L167 233L165 234V232L163 231V230H161V228ZM175 227H176V230H178L179 231V228H182L183 229V232L185 233L186 232V234H184L183 232H181L182 230L180 229V231L178 232V233H176L177 231L175 230ZM179 227V228H178ZM114 228V229H115ZM138 228V229H137ZM174 228V229H173ZM178 228V229H177ZM202 228H199V229H202ZM198 229V230H199ZM206 229H207V227H206ZM138 230V231H137ZM170 230H172V233H171V231ZM174 230V231H173ZM205 230V229H204ZM203 230V231H204ZM141 231V232H140ZM143 231V232H142ZM146 231V232H145ZM156 232L155 234H157L158 235V237H159V240H157L158 239V237L157 236H155V234L154 233H152V232ZM163 231V232H162ZM202 231V230H201ZM122 232V233H121ZM174 232V233H173ZM134 233V234H133ZM163 233V234H162ZM179 233H182V234H184L186 237H184V235H182V234H180V236H179ZM119 234V235H118ZM122 234V235H121ZM131 234V235H130ZM137 234H138V236H137ZM140 234V235H139ZM143 234V235H142ZM162 234V235H161ZM165 234V235H164ZM177 234V235H176ZM150 235H151V237H150ZM163 237H161V236ZM175 235V236H174ZM111 237H113V235H110ZM123 236V237H124ZM136 236V237H135ZM139 236H140V238H139ZM153 236H155V238H157V239H155ZM164 236H167V237H164ZM170 236H171V238H170ZM179 236V237H178ZM119 237V238H120ZM142 237V238H141ZM143 237H144V239H143ZM150 237V239H148ZM168 237H169V241H168ZM175 237H177L178 239H176ZM183 237V238H182ZM189 237V238H188ZM190 237H191V240H190ZM193 237V238H192ZM137 240H136V239ZM145 238H146V240H145ZM165 238H167L166 240H165ZM184 238L185 239H188V240H190V241H192V242H190V244L188 243V244H186L185 245V243H187V242H189L188 240H187V242H186V240H184ZM139 239H141V241L139 240ZM152 239V240H151ZM154 239H155V241H154ZM161 239V240H160ZM165 241H164V240ZM159 241V242H157V241ZM172 240V241H171ZM178 240H180V241H178ZM108 241V240H107ZM139 241V242H138ZM145 241V242H144ZM161 241V242H160ZM182 241H183V244H182ZM133 242V243H132ZM163 242V243H162ZM185 242V243H184ZM81 243V244H80ZM140 243V244H139ZM149 243V244H148ZM151 243V244H150ZM159 243H162V244H159ZM182 245H181V244ZM142 244V245H141ZM144 244V245H143ZM148 244V245H147ZM157 244H159V246L161 247V245H162V250H159V249H161ZM184 245V246H183ZM196 245V247L195 248H197L196 249V251H195V248H194V250L192 251V256L191 255H186L185 253V255L182 253V254H180L178 257L180 258V256H181V258H182V255H183V257H184V259L186 258V262L187 261H192V262H185V263H183V264H223V261L222 260H218V261H214V260H212V259H214V258H212V256L213 257H215V255H217V256H219V255H221L222 253H221V251L220 252H218V254L216 253V254H213V255H211L210 256V254L209 255H206V257H204L203 256V258H205V259H203L202 257H199V256H201L202 255V253H203V251L202 250H199L200 248H199V246H198V244L196 243L195 244ZM175 246H177V245H175ZM175 246H174V249H175ZM186 246V247H185ZM131 247H129V249L131 248ZM156 247V248H155ZM157 247H159V248H157ZM180 247H185V249H186V251H185V249H182V250H179V249H181ZM79 249V250H78ZM81 249V250H80ZM129 249H127V251L129 250ZM163 250H165L164 251V253H163V255H165V257H164V259H163V257H162V254H161V251H163ZM198 250H199V252L201 251V254H199L198 253ZM229 250V249H228ZM231 250H233V249H230V251ZM80 251V252H79ZM126 251V252H127ZM77 252H79V253H77ZM183 252V251H182ZM223 252V251H222ZM73 253H74V255H73ZM220 253V254H219ZM227 250H226V255H227ZM231 253V254H230ZM189 254H191V252L189 253ZM204 254V253H203ZM228 254H230V255H227L228 257H226L225 256V259H224V261H225V263L224 264H242V263H240V261L238 260V258L236 257V255H235V253H234V251H233V253L232 252H229ZM234 254V255H233ZM145 255V256H144ZM197 255H199V256H197ZM191 256V257H190ZM208 256V257H207ZM232 256V257H231ZM194 257V258H193ZM198 259H197V258ZM209 257H210V259H209ZM237 259H236V258ZM191 260H190V259ZM235 258V259H234ZM144 259V260H143ZM167 259V260H166ZM203 259V260H202ZM208 259V260H207ZM83 260V261H82ZM170 260V259H169ZM168 260V261H169ZM205 260V261H204ZM197 261H199V262H197ZM206 261H208V262H206ZM166 262V263H165ZM205 262V263H204ZM168 264V263H167ZM169 264H173V262L172 261H169Z\"/></svg>",
    "mask_w": 264,
    "mask_h": 264
},
{
    "label": "crops",
    "instance_id": "crops-1",
    "mask_svg": "<svg viewBox=\"0 0 264 264\" xmlns=\"http://www.w3.org/2000/svg\"><path fill=\"white\" fill-rule=\"evenodd\" d=\"M186 9L180 2L154 5L140 18L146 38L133 45L136 65L124 64L80 78L91 99L88 116L108 151H134L166 141L177 132L197 127L200 115L224 101L221 96L226 88L218 89L219 84L211 81L203 59L213 53L216 43L208 44L200 20ZM262 27L257 24L258 32H263ZM251 94L264 99V82L254 86ZM248 135L256 142L255 133L244 138ZM218 145V140L204 143L191 159L211 163L233 151L236 158H224L220 170L225 175L236 172L241 165L236 141ZM258 189L254 186L258 199L250 202L249 210L264 203ZM252 224L258 236L242 244V252L249 264H258L264 261V216L254 214Z\"/></svg>",
    "mask_w": 264,
    "mask_h": 264
},
{
    "label": "built area",
    "instance_id": "built-area-1",
    "mask_svg": "<svg viewBox=\"0 0 264 264\" xmlns=\"http://www.w3.org/2000/svg\"><path fill=\"white\" fill-rule=\"evenodd\" d=\"M199 19H200L201 24L205 27V25H204L205 22L203 23V21H202V20H203V17H201V18H199ZM204 29L206 30V28H204ZM208 36H209V35H208Z\"/></svg>",
    "mask_w": 264,
    "mask_h": 264
}]
</instances>
